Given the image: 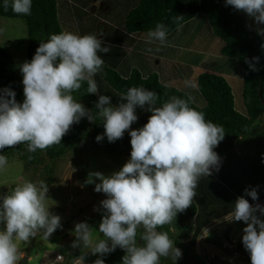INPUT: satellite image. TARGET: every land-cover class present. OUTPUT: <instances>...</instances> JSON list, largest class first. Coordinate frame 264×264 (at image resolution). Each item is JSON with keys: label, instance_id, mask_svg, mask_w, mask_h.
Returning <instances> with one entry per match:
<instances>
[{"label": "clouds", "instance_id": "1", "mask_svg": "<svg viewBox=\"0 0 264 264\" xmlns=\"http://www.w3.org/2000/svg\"><path fill=\"white\" fill-rule=\"evenodd\" d=\"M225 3L244 12L257 26V34L264 36V0H225ZM9 7L17 15H31L32 0H3L4 10ZM183 20L182 15L173 17L177 31L183 27ZM168 32L167 25L157 23L148 32L149 42L159 41L164 45ZM99 52L108 53L109 48L102 47L101 39L91 34L81 36L62 31L51 34L46 42L40 41L31 61L20 66L23 102H17L11 88L0 90V151L21 144H26L29 152L46 150L61 144L72 126L83 118L89 122L103 121L105 133L96 137L97 142L106 135L108 142L114 143L129 131L132 150L128 162L109 176L97 171L89 173L86 180L87 184H95V192L107 197L94 208L98 212L102 210L99 233L103 237H94L97 230L93 226L78 222L73 231L76 240L71 247L88 249L92 255H98L93 264H105L103 257L118 247L126 253L122 264H160L162 257H171L173 264H177L182 257L181 249L167 231L158 229L171 224L179 213L192 206L200 177H210L213 169L219 171L221 157L214 149L224 140L225 130L191 107L194 100L191 95L187 99L170 96L157 107L158 94L143 86L130 87L115 105L110 96L99 95L96 104L99 112L93 113L75 99L74 93L84 82L87 93H99L93 79L104 65ZM259 59L245 58V63L251 71H259ZM185 86L196 87L191 80L185 81ZM145 106L152 114L142 128L133 130L131 126L139 119L137 108ZM7 165L8 157L0 154V171ZM48 192L46 181H26L0 196V225H3L0 264H17L19 242H29L38 233L48 240L63 227L61 216L50 211ZM245 197L259 201L258 186L246 188L223 220L246 225L242 243L250 253L251 264H264V219L261 218L264 205L258 202L253 205ZM201 236L203 240L206 237L202 233ZM86 256L80 259L85 261Z\"/></svg>", "mask_w": 264, "mask_h": 264}, {"label": "trees", "instance_id": "2", "mask_svg": "<svg viewBox=\"0 0 264 264\" xmlns=\"http://www.w3.org/2000/svg\"><path fill=\"white\" fill-rule=\"evenodd\" d=\"M106 1L108 10L91 11L93 5L98 6L92 3ZM176 15L184 16L179 31L172 22ZM0 16L25 21L26 61H31L40 41L46 42L51 34L69 31L101 39V46L108 47L109 52L98 53L104 61L102 71L93 77L99 93H87L86 82L74 93L75 99L93 113L99 112L96 108L99 95L110 96L115 105L130 87L143 86L158 94L157 107L170 96L187 99L191 95L194 98L191 107L202 111L206 120L223 126L225 138L214 149L221 157L219 171L213 169L210 177H200L192 206L179 213L171 224L158 229L167 231L175 246L181 249L182 257L177 264H203L195 252L197 239L209 224L234 209V202L244 195L246 188L258 186L259 201L245 197L250 203L254 205L264 200V125L256 123L264 113V40L237 10L226 5L225 0H32L31 15H17L11 7L5 11L0 0ZM195 18H198L195 31H199H194L195 36L184 37L189 32L188 23ZM157 23H164L169 29L164 45L159 41L149 42L148 32L154 30ZM252 57L260 58L259 71H251L245 63V58ZM187 80L196 87H186ZM5 88H11L17 102H23L24 91L18 85L13 58L0 46V90ZM151 114L148 106L137 108V122L144 126ZM102 127L100 119L89 122L83 118L72 126L61 144L35 152L27 151V145L21 144L5 148L0 154L8 158L18 154L25 167L43 162L42 155L54 161L79 146L131 154L130 133L114 143L108 142L106 136L97 142ZM71 157L74 159V155ZM44 172L51 175L52 168L45 165ZM83 183L95 192V187L88 185L85 178ZM96 212L81 209L78 216L63 221V227L55 232H65L66 228ZM137 240L139 243V236ZM241 250V260L251 264L243 245ZM125 254L118 247L103 258L105 264H122ZM83 256H86L83 264H93L98 258V255L77 250L69 254L67 260ZM165 260L173 264L171 257H162L160 264Z\"/></svg>", "mask_w": 264, "mask_h": 264}, {"label": "rangeland", "instance_id": "3", "mask_svg": "<svg viewBox=\"0 0 264 264\" xmlns=\"http://www.w3.org/2000/svg\"><path fill=\"white\" fill-rule=\"evenodd\" d=\"M92 3V2H91ZM98 6H92L91 11L96 13L104 12V8L108 10L109 2H96ZM248 24L255 30L257 26L244 12L240 11ZM198 18L188 23V38L191 34L195 36V29ZM0 29L5 31L0 32V46L11 54L18 85L24 91L23 75L20 71V66L26 61V52L28 48V34L26 23L23 19L15 17L0 16ZM197 29L195 32H198ZM264 40V36L260 35ZM257 124L264 125V114L256 121ZM138 122L133 123V130L142 128ZM104 126L101 129V135H104ZM129 133L126 131L125 134ZM106 136V135H105ZM88 145V142L86 143ZM74 155L73 157H71ZM43 162L35 166H26L25 162L20 160L18 154L14 153L8 158V165L5 170L0 171V193L5 195L7 191L13 190L17 185L23 184L26 181H41L44 180L48 184L49 192L48 204L51 207L50 211L61 216L62 221L69 220L73 216H78L81 209L91 211L100 205V201L107 197L103 193H95L83 183V179L87 180L89 173L101 172L106 176L113 172L119 171L126 162L130 159V154H117L107 152L102 149L86 146L74 148L67 156L51 161L46 156H41ZM48 165L52 168L51 175L44 172V166ZM50 176L52 177L50 179ZM96 180V183H99ZM95 187V184H88ZM264 205V204H263ZM227 216V215H226ZM264 219V217H261ZM77 219V218H76ZM102 220V210L94 213L92 216L85 218L81 222H87L93 226L97 233L94 237H103L99 233V224ZM70 227V226H69ZM246 225L243 222L229 223L223 218L209 224L203 231L206 237L199 236L195 245V252L199 254L203 264H246L241 258L242 236L243 229ZM3 225H0V229ZM75 225L71 228H66L65 232H54L48 240L42 239V234L32 238L29 242H19L20 260L17 264H21L24 257L30 255L31 258L26 264H66L69 254L74 251L82 250L81 248H72L71 245L76 240L73 234ZM202 239V241H201ZM204 241V242H203ZM203 242V243H202ZM202 243V244H201ZM202 245V251H200ZM84 251H89L84 249ZM247 252V251H246ZM91 253V252H89ZM249 255L250 253L247 252ZM23 254V255H21ZM60 255V258L56 257ZM213 258L207 259V257ZM62 259V260H57ZM80 259V258H77ZM194 261V260H193ZM161 264H168L167 260Z\"/></svg>", "mask_w": 264, "mask_h": 264}, {"label": "crops", "instance_id": "4", "mask_svg": "<svg viewBox=\"0 0 264 264\" xmlns=\"http://www.w3.org/2000/svg\"><path fill=\"white\" fill-rule=\"evenodd\" d=\"M104 9H106V8H104ZM239 13H240V11H238ZM241 14V13H240ZM242 15V14H241ZM242 16H244V15H242ZM264 114V113H263ZM259 117H261V115L259 116ZM258 203H260L261 205H263L264 204V200H262V201H260V202H258ZM21 255H23V254H21ZM30 258H31V256L30 255H27L26 256V262H28V260H30ZM57 259V258H56ZM57 260H62V259H57ZM68 261V260H67ZM49 264H53V262H51L50 261V263ZM66 264H83V261L81 260V259H74L73 261H70V262H66Z\"/></svg>", "mask_w": 264, "mask_h": 264}, {"label": "built area", "instance_id": "5", "mask_svg": "<svg viewBox=\"0 0 264 264\" xmlns=\"http://www.w3.org/2000/svg\"><path fill=\"white\" fill-rule=\"evenodd\" d=\"M201 254L204 255L203 252H202ZM56 257L60 258V255H57ZM209 258H213V256H211V257H207V259H209Z\"/></svg>", "mask_w": 264, "mask_h": 264}, {"label": "water", "instance_id": "6", "mask_svg": "<svg viewBox=\"0 0 264 264\" xmlns=\"http://www.w3.org/2000/svg\"><path fill=\"white\" fill-rule=\"evenodd\" d=\"M21 264H26V257H24L23 261L21 262Z\"/></svg>", "mask_w": 264, "mask_h": 264}]
</instances>
